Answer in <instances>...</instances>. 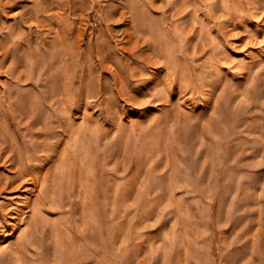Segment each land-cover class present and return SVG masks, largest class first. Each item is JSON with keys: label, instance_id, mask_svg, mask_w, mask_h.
Returning a JSON list of instances; mask_svg holds the SVG:
<instances>
[{"label": "rangeland", "instance_id": "1", "mask_svg": "<svg viewBox=\"0 0 264 264\" xmlns=\"http://www.w3.org/2000/svg\"><path fill=\"white\" fill-rule=\"evenodd\" d=\"M0 264H264V0H0Z\"/></svg>", "mask_w": 264, "mask_h": 264}]
</instances>
